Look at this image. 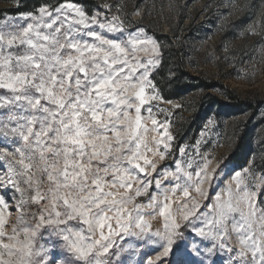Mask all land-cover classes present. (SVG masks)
<instances>
[{"label":"snow or ice","instance_id":"1","mask_svg":"<svg viewBox=\"0 0 264 264\" xmlns=\"http://www.w3.org/2000/svg\"><path fill=\"white\" fill-rule=\"evenodd\" d=\"M159 64L144 28L72 0L0 20V264H264V173L235 171L213 198L200 141L160 166Z\"/></svg>","mask_w":264,"mask_h":264},{"label":"rangeland","instance_id":"2","mask_svg":"<svg viewBox=\"0 0 264 264\" xmlns=\"http://www.w3.org/2000/svg\"><path fill=\"white\" fill-rule=\"evenodd\" d=\"M23 0L0 2V20L18 17L9 13ZM60 0H48L44 5H56ZM88 15L94 10L111 16L119 14L128 31L142 27L159 45L160 64L152 78L164 101L160 107L167 110L158 120L167 119L168 131L174 138L171 153L161 167L179 157V148L191 154L197 141L199 150L211 160L209 172L216 170L217 179L212 188L204 185L210 197L215 196L231 181V173L251 168L264 173V0H76ZM112 5L111 11L102 7ZM43 6V5H42ZM26 23V22H22ZM170 36V48L179 53L186 73H182L175 59L170 62L166 76L159 74L163 62V46L157 35ZM143 57L144 54L141 53ZM193 76L199 77L194 80ZM176 78L187 84H207L211 89H197L181 98L167 99L159 83ZM179 105V107H175ZM151 129V123L148 124ZM161 133L163 129L159 130ZM151 143L157 133L149 131ZM234 186V185H233ZM10 196L13 193L9 194ZM264 198V197H262ZM20 194L9 203V218L19 215L17 203ZM201 203H207L200 198ZM30 205L28 212L35 211ZM152 229L162 227V219L151 220ZM48 241L47 233L44 240ZM233 246L236 241L233 239ZM48 246H51L48 241ZM62 251V249H57ZM229 253L217 250L206 264H228ZM125 264H136L135 255L124 253Z\"/></svg>","mask_w":264,"mask_h":264},{"label":"trees","instance_id":"3","mask_svg":"<svg viewBox=\"0 0 264 264\" xmlns=\"http://www.w3.org/2000/svg\"><path fill=\"white\" fill-rule=\"evenodd\" d=\"M14 0H0V2H12ZM76 1V0H72ZM93 2V0H91ZM48 0H23L19 3V7L17 9H11L8 10L9 13H16V12H24V11H31L34 10L35 8H39L44 4H47ZM3 12L0 11V14ZM158 40L162 43L163 46V62L162 66L159 70V74L162 76H166L168 66L170 65V62L175 59L177 66L179 67V70L182 71L184 74L186 73V69L183 67V60L182 57L179 53H174L171 51L170 48H167L166 46L170 45V36L168 34L161 33L157 35ZM194 80H198L199 77L193 76ZM159 86L162 88L164 92V97L167 99H177L181 98V96L184 93H188L193 90L197 89H211L215 85L212 83H207V84H187V83H182L176 78L172 79L171 81H167L165 84L159 83Z\"/></svg>","mask_w":264,"mask_h":264}]
</instances>
